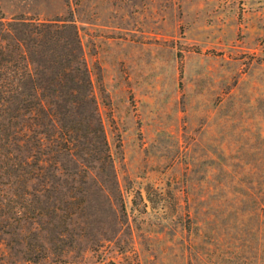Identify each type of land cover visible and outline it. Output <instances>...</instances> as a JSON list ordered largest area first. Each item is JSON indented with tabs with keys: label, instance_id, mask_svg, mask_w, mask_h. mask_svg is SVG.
Segmentation results:
<instances>
[{
	"label": "rangeland",
	"instance_id": "1",
	"mask_svg": "<svg viewBox=\"0 0 264 264\" xmlns=\"http://www.w3.org/2000/svg\"><path fill=\"white\" fill-rule=\"evenodd\" d=\"M22 16L76 25L110 157L0 147V264H264V0H0Z\"/></svg>",
	"mask_w": 264,
	"mask_h": 264
},
{
	"label": "trees",
	"instance_id": "2",
	"mask_svg": "<svg viewBox=\"0 0 264 264\" xmlns=\"http://www.w3.org/2000/svg\"><path fill=\"white\" fill-rule=\"evenodd\" d=\"M19 18V27L0 21V147L4 155L14 154L19 140L33 143L27 157L55 158L74 149L83 137L96 144L99 159H109L76 25L71 19ZM24 115L30 122H22L19 129L17 118Z\"/></svg>",
	"mask_w": 264,
	"mask_h": 264
}]
</instances>
